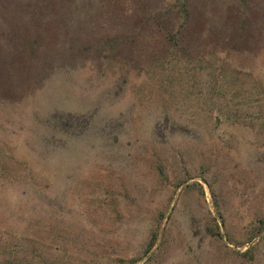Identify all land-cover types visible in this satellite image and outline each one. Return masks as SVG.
I'll return each mask as SVG.
<instances>
[{
  "label": "rangeland",
  "instance_id": "1",
  "mask_svg": "<svg viewBox=\"0 0 264 264\" xmlns=\"http://www.w3.org/2000/svg\"><path fill=\"white\" fill-rule=\"evenodd\" d=\"M174 2L0 0V264H264V0Z\"/></svg>",
  "mask_w": 264,
  "mask_h": 264
},
{
  "label": "trees",
  "instance_id": "2",
  "mask_svg": "<svg viewBox=\"0 0 264 264\" xmlns=\"http://www.w3.org/2000/svg\"><path fill=\"white\" fill-rule=\"evenodd\" d=\"M242 4H246V0H242ZM171 8L176 13V18L178 20L179 28H183L188 21L189 18V8H188V0H175V2L171 5ZM181 20V21H179ZM260 227L257 231H264V222H259ZM258 234V232H257ZM152 246L149 245L148 249Z\"/></svg>",
  "mask_w": 264,
  "mask_h": 264
}]
</instances>
